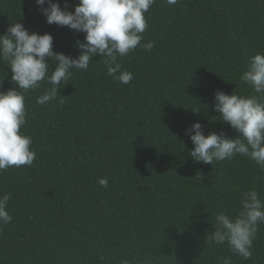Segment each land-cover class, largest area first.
<instances>
[{
    "label": "trees",
    "instance_id": "16d2710c",
    "mask_svg": "<svg viewBox=\"0 0 264 264\" xmlns=\"http://www.w3.org/2000/svg\"><path fill=\"white\" fill-rule=\"evenodd\" d=\"M67 2L74 11L79 0ZM145 17L141 44L154 47L121 58L130 83L109 76L97 54L56 100L36 102L47 82L24 93L21 131L36 158L0 171L12 216L0 224V264H264V223L248 260L211 240L218 213L238 215L241 192L264 201V169L242 155L194 162L186 135L194 122L205 135H237L219 120L214 93L258 95L240 75L264 53V0H155ZM16 21L50 33L54 51L79 54L84 33L48 24L35 0H0V34ZM11 74L0 61V91L14 86Z\"/></svg>",
    "mask_w": 264,
    "mask_h": 264
},
{
    "label": "clouds",
    "instance_id": "9594fccd",
    "mask_svg": "<svg viewBox=\"0 0 264 264\" xmlns=\"http://www.w3.org/2000/svg\"><path fill=\"white\" fill-rule=\"evenodd\" d=\"M35 3L48 24L82 32L84 39L74 42L79 54L73 57L53 50L54 38L50 33L29 31L18 21L0 34V61H7L10 66V79L14 85L0 91V171L13 166H31L36 158L31 147L32 137L21 131L27 116L24 93L47 82L51 87L38 96L36 102L45 105L56 100L59 89L69 83L73 71L87 70L97 54L103 59L109 76L128 84L133 73L124 69L121 58L138 46L146 52L154 47V42L141 44V41L148 27L145 13L155 0H79L74 11L69 10L67 0L63 7L59 0H35ZM166 3L175 5L178 0H166ZM48 58L54 67L50 66ZM240 81L251 85L258 95L217 90L212 104L219 120L226 122L237 135L229 137L223 130L205 135L203 125L194 122L186 129V135L194 145L188 155L194 162L212 165L214 161L242 155L264 169V53L249 57ZM203 178L198 171L195 179L202 183ZM98 183L106 188L108 178H99ZM10 198L7 193L0 196V224L12 220L8 211ZM262 223L264 201L259 192L255 189L243 191L238 215L232 217L224 212L216 215L211 240L221 245L227 243L233 254L248 260L252 257L253 241ZM222 264H231V257L224 258Z\"/></svg>",
    "mask_w": 264,
    "mask_h": 264
}]
</instances>
